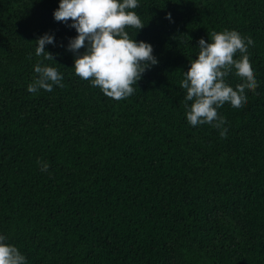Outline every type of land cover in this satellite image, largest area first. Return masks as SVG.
<instances>
[{
    "label": "trees",
    "instance_id": "16d2710c",
    "mask_svg": "<svg viewBox=\"0 0 264 264\" xmlns=\"http://www.w3.org/2000/svg\"><path fill=\"white\" fill-rule=\"evenodd\" d=\"M138 3L145 27L126 31L158 63L115 101L74 74L59 0H0V235L26 264H264V0ZM223 30L253 39L258 87L218 109L222 138L188 124L179 82ZM44 34L54 62L35 54ZM38 62L65 87L28 92Z\"/></svg>",
    "mask_w": 264,
    "mask_h": 264
},
{
    "label": "clouds",
    "instance_id": "9594fccd",
    "mask_svg": "<svg viewBox=\"0 0 264 264\" xmlns=\"http://www.w3.org/2000/svg\"><path fill=\"white\" fill-rule=\"evenodd\" d=\"M138 0H59L53 12L55 21L69 24L77 35L69 40L67 50L73 52L74 74L89 81L108 98L120 101L133 95L142 74L158 63L149 43L130 38L126 29L145 27L134 11ZM171 20V14H166ZM210 42L198 40L199 52L189 62L179 82L186 90L185 116L188 124H208L219 130L223 138L227 129L226 120L218 109L226 103L240 109L247 103L246 90L254 92L258 87L255 72L250 62L248 47H254L251 37H242L235 30H223L209 34ZM190 39V38H189ZM54 38L44 34L36 40L35 54L44 60L54 62V54L45 51L46 44H53ZM86 48L83 54H78ZM237 53L240 54L236 59ZM37 78L27 86V91L36 94L38 90L51 92L53 86L65 87L63 77L56 67L38 62L34 66ZM242 81L235 86L226 83V77L233 73ZM191 102L189 105L188 102ZM41 171L49 168L47 162H39ZM7 237L0 235V264H26L25 256L17 247L6 243Z\"/></svg>",
    "mask_w": 264,
    "mask_h": 264
}]
</instances>
